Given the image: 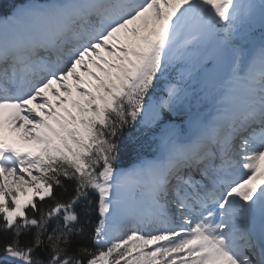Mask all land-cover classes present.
Listing matches in <instances>:
<instances>
[{"label":"snow or ice","instance_id":"obj_1","mask_svg":"<svg viewBox=\"0 0 264 264\" xmlns=\"http://www.w3.org/2000/svg\"><path fill=\"white\" fill-rule=\"evenodd\" d=\"M0 16V264H264V0Z\"/></svg>","mask_w":264,"mask_h":264},{"label":"trees","instance_id":"obj_2","mask_svg":"<svg viewBox=\"0 0 264 264\" xmlns=\"http://www.w3.org/2000/svg\"><path fill=\"white\" fill-rule=\"evenodd\" d=\"M3 6H4V4H2ZM5 8H7L8 7V5H6V6H4Z\"/></svg>","mask_w":264,"mask_h":264}]
</instances>
